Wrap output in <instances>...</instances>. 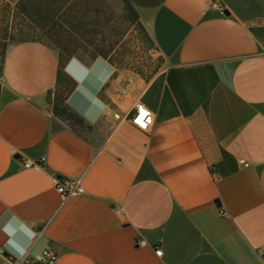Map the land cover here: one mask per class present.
I'll return each instance as SVG.
<instances>
[{
  "label": "crops",
  "instance_id": "1",
  "mask_svg": "<svg viewBox=\"0 0 264 264\" xmlns=\"http://www.w3.org/2000/svg\"><path fill=\"white\" fill-rule=\"evenodd\" d=\"M131 2L165 67L129 102L106 89V58L61 66L45 42L7 48L0 264L45 247L55 264H264V0ZM59 70L100 139L48 109ZM136 100L154 112L148 131L129 120ZM69 178L78 189L63 195Z\"/></svg>",
  "mask_w": 264,
  "mask_h": 264
},
{
  "label": "rangeland",
  "instance_id": "2",
  "mask_svg": "<svg viewBox=\"0 0 264 264\" xmlns=\"http://www.w3.org/2000/svg\"><path fill=\"white\" fill-rule=\"evenodd\" d=\"M21 39L45 42L66 61L108 59L116 71L106 89L121 96L123 103L165 67L157 46L131 19L122 0H0V45ZM1 52L0 46V73ZM70 86L69 79L62 76L49 96L48 109L57 115L58 106V116L66 123L93 140L100 139L105 130H93L62 115V97Z\"/></svg>",
  "mask_w": 264,
  "mask_h": 264
},
{
  "label": "built area",
  "instance_id": "3",
  "mask_svg": "<svg viewBox=\"0 0 264 264\" xmlns=\"http://www.w3.org/2000/svg\"><path fill=\"white\" fill-rule=\"evenodd\" d=\"M130 122L141 131H148L152 128L154 122V112L145 105L141 100H136L132 106V111L129 116ZM44 158L38 160L26 159L24 161L25 167H31L39 165ZM78 189L77 179L59 180L57 190L67 195L70 192ZM141 244H145V240L140 241ZM157 255H162L163 251L160 247L155 249ZM58 258V253L51 247H45L39 252L32 254L27 252L23 257L12 260L13 264H55Z\"/></svg>",
  "mask_w": 264,
  "mask_h": 264
},
{
  "label": "trees",
  "instance_id": "4",
  "mask_svg": "<svg viewBox=\"0 0 264 264\" xmlns=\"http://www.w3.org/2000/svg\"><path fill=\"white\" fill-rule=\"evenodd\" d=\"M123 4H124V8L127 10V12L129 13L131 19L136 22L141 28H143L145 30V27L143 26L142 22L140 21V18H139V14L136 10V8L134 7L133 3L131 2V0H122ZM146 31V30H145ZM27 40H33V39H21L19 40L18 42H22V41H27ZM10 43L9 42H4L3 44H1V49H2V61L4 59V56H5V53H6V50L7 48L9 47ZM67 61L65 60V58L63 59L61 56H60V63H61V66H63ZM62 76L66 77L67 79H69L70 83H71V86L68 88V90H66L65 92V95L63 98V101L64 102V105L61 107V111H62V115L65 116L66 119L68 120H72L73 122L75 123H78V124H84V120L83 118L78 114L76 113L75 111H73L72 109H70L68 107V105H66L65 103V100H66V96L75 88L76 86V82L75 80H73L71 77H69L67 75V73H65L64 71L62 70H59V82L58 84L60 83L61 79H62ZM58 106L57 108H55V113L57 115L60 114V112L58 111Z\"/></svg>",
  "mask_w": 264,
  "mask_h": 264
},
{
  "label": "water",
  "instance_id": "5",
  "mask_svg": "<svg viewBox=\"0 0 264 264\" xmlns=\"http://www.w3.org/2000/svg\"><path fill=\"white\" fill-rule=\"evenodd\" d=\"M226 14H228V12L227 11H224ZM216 204H217V206L218 207H221V201L219 200V199H216Z\"/></svg>",
  "mask_w": 264,
  "mask_h": 264
}]
</instances>
